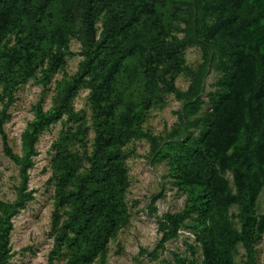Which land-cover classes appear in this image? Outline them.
<instances>
[{
  "label": "rangeland",
  "instance_id": "rangeland-1",
  "mask_svg": "<svg viewBox=\"0 0 264 264\" xmlns=\"http://www.w3.org/2000/svg\"><path fill=\"white\" fill-rule=\"evenodd\" d=\"M149 1L109 0L111 7L98 15V38L116 17H137L136 26L154 20L155 26L149 31L140 27L136 32V55L124 59L108 99L104 94V101L94 102L92 87L84 84L73 99L72 112L65 113L39 135L26 185L32 198L12 218L7 264L68 263L76 233L71 232L65 242L58 235L75 203H62L57 195L61 158H67L76 167V178L66 190L72 191L91 166L89 157L98 132L128 130L122 126L124 116L130 114L128 105L132 106L135 118L118 153L123 169V176L115 183L120 215L114 231L102 241L98 255L88 264H203V243L205 236L211 234L210 223L202 217V188L191 185L187 175L196 174L199 167L209 171L218 168L217 157L201 140L208 125L206 115L219 98L224 76L216 70V61L207 63L201 46L182 42L187 37L190 0H166L157 7L155 16L144 9ZM248 2L263 17L254 34L264 54V0ZM73 6V12L79 10V3ZM67 8L64 0H54L49 5L42 24L37 25V32L47 35L43 41L32 34L33 28L26 20L0 41V116L6 112L4 131L10 147L19 156L24 155L26 131L36 119L37 109H54L84 59L79 13L75 23L70 24L65 18ZM217 16L211 12L209 20L215 22ZM58 37L64 40L62 44ZM155 39L172 51L177 62L165 58L160 65H154L155 74L150 76L140 55L148 54ZM219 39L228 42L224 37ZM115 42L119 49H126L128 41L117 37ZM33 50L37 57L32 58L29 66L25 59L27 52ZM52 53H61L65 65L52 66ZM117 57L109 52L103 58L105 61L97 64L96 78L104 80L105 66H111ZM162 79L172 81L186 97L180 99L169 92ZM197 95L203 101L202 108L196 116H188L190 120H200V124L190 128L182 121V114L188 112L186 104ZM108 103H117L112 117L103 109ZM225 177L234 186L232 169ZM22 183L20 165L5 154L0 134V208L17 201ZM239 212L238 206L228 212L229 221L238 229ZM182 213L186 214L185 221L177 235L164 240L170 217ZM256 213L258 220L264 217V191ZM98 225L101 227L102 223ZM233 257L235 264H264V233L251 251L240 244Z\"/></svg>",
  "mask_w": 264,
  "mask_h": 264
},
{
  "label": "trees",
  "instance_id": "trees-1",
  "mask_svg": "<svg viewBox=\"0 0 264 264\" xmlns=\"http://www.w3.org/2000/svg\"><path fill=\"white\" fill-rule=\"evenodd\" d=\"M53 1L0 0V41L15 26L20 27L24 20L31 24L32 34L45 40L47 35L37 32V25L42 24ZM165 1L150 0L144 4V9L155 16L157 7ZM77 2L79 10L73 12V5ZM64 3L69 6L65 18L70 24L75 23L76 13L80 17L83 33L81 54L84 59L78 73L66 84L59 102L51 112L37 109L36 119L26 131L24 155L19 156L13 152L4 131L6 112L0 116L4 152L20 165L23 181L17 201L0 208V264H7L9 257L12 218L32 198L31 193L26 191V185L39 135L65 113L72 112L73 99L84 84L89 83L92 87L91 98L94 102L104 101V94L108 99L124 59L136 55V32L140 27L149 31L155 26L154 20L151 23L147 20L144 26H136L134 22L138 21L137 17L127 16L123 20L116 17L98 38V15L111 7L109 0H64ZM211 12L218 15L215 22L209 20ZM188 13L185 30L187 37L183 39V44L201 46L207 63L213 64L216 61V70L224 76L220 81L223 89L219 90V98L215 99L206 115L208 125L201 140L205 148L217 157L218 168L209 171L199 167L196 174L187 175L191 185L202 188V217L210 223L211 234L205 236L203 243V264H235L233 255L238 246L242 244L251 251L264 233V217L258 220L256 213L259 196L264 191V54L261 52V42L254 34L255 27L263 17L250 6L248 0H190ZM117 37L128 41L125 50L117 46ZM219 37H224L228 42H221ZM58 40L61 44L64 42L62 37H58ZM158 40H154L147 55L143 52L140 55L142 65L150 76L155 74L154 65H160L165 58L177 62L172 51L166 50ZM109 52L116 53L118 57L111 66H105L107 77L99 80L96 78L97 64L101 60L104 62L103 58ZM35 57L37 53L34 50L28 51L25 59L27 65L30 66ZM49 61L54 67L63 66L66 62L61 53H52ZM162 82L178 98L186 97V93L172 81L162 79ZM186 105L188 112L182 114V121L187 127L198 128L200 120H190L188 115L194 117L199 113L203 105L200 95ZM116 106L117 103H108L103 109L112 117ZM128 109L130 114L122 120V126L128 130L120 133L98 132L94 151L89 157L91 166L72 191L66 190L76 178V167L67 158H61L57 195L62 203L71 200L75 203L74 210L60 226L58 235V239L65 242L71 232L76 233L71 247L72 255L67 264H88L98 255L100 244L106 241L118 222L120 211L116 203L115 183L123 176L118 153L125 144L127 133L131 132L129 128L135 118L131 105H128ZM131 136L133 134L128 138ZM238 145H241L239 150L232 152ZM230 169L233 171L234 186L225 177ZM92 182H96V185L93 186ZM234 206L240 208V229L229 221L228 212ZM185 216L182 213L170 217V227L164 240L177 235ZM55 219L57 225L59 217ZM99 223H102L101 227Z\"/></svg>",
  "mask_w": 264,
  "mask_h": 264
}]
</instances>
